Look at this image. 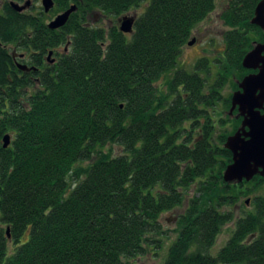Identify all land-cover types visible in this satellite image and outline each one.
I'll return each instance as SVG.
<instances>
[{
    "label": "trees",
    "instance_id": "16d2710c",
    "mask_svg": "<svg viewBox=\"0 0 264 264\" xmlns=\"http://www.w3.org/2000/svg\"><path fill=\"white\" fill-rule=\"evenodd\" d=\"M57 1L59 12L68 7ZM147 1L83 0L57 40L39 37L22 14L0 17V264H129L161 242L149 238L163 235V216L191 190L163 264H264V177L224 182L232 163L224 145L242 119L216 117L219 103L232 106L224 87L237 91L253 73L242 62L264 43L251 24L262 0H230L224 61L210 86L208 59L191 72L178 61L215 0H151L132 34L88 25L95 13L119 17ZM27 28L43 53L69 38V54L40 75L19 71L3 45L24 48ZM247 197L252 209L237 215Z\"/></svg>",
    "mask_w": 264,
    "mask_h": 264
},
{
    "label": "rangeland",
    "instance_id": "374dc122",
    "mask_svg": "<svg viewBox=\"0 0 264 264\" xmlns=\"http://www.w3.org/2000/svg\"><path fill=\"white\" fill-rule=\"evenodd\" d=\"M216 9L215 11L204 21L202 22L194 31L193 36L189 40L188 44L182 49L181 57L178 61V68H181L187 72L194 70V67L198 60L208 59L209 61V73L203 74V77L208 80V85H212L216 82L218 75L220 74V62L224 61L225 54V34L229 30L222 18V11H224L230 2V0H215ZM151 3V0H148L146 3L142 4L140 8L132 10L131 12L115 17L112 15L95 13L91 15L88 20L89 26L94 28H102L109 30L113 27L120 28V21L125 17H140L146 10V7ZM263 31V30H262ZM264 32V31H263ZM194 44L190 45V43ZM259 44V43H256ZM255 44V45H256ZM254 45V47H255ZM168 77V76H167ZM167 77L162 78L157 84L163 88ZM244 79V78H243ZM242 79V80H243ZM241 80V81H242ZM236 78L234 82H236ZM239 81V82H241ZM233 82V83H234ZM239 84V83H238ZM238 91V90H237ZM236 91L233 90L232 83L230 82L222 90V97L224 100L229 99ZM231 109L225 106L224 103H219L217 105V114L216 117H220L228 122L229 117L231 119L239 118L237 111L230 113ZM237 114V115H236ZM225 123L226 128L232 129V123ZM241 127V126H240ZM240 129V128H239ZM238 129V130H239ZM237 130V131H238ZM224 129H217L216 132L224 133ZM120 152V149H116ZM235 184V183H234ZM236 185V184H235ZM238 185V184H237ZM195 197L194 190H191L185 197L184 204L177 208L176 210L167 213L163 216L162 225H163V235L161 236H150V240L155 239L156 241H161L157 243L150 242L146 247V255L140 257L139 259L131 260L129 264H163L168 255V250L172 243L177 239L178 234V222L179 218L184 214L187 209L188 202L190 199ZM251 197L242 198L238 205L235 208L237 215L242 214L241 212L250 211L252 209L251 204L245 205L246 201L251 200ZM243 205L245 207H243ZM234 229V224H229L224 227L222 232L217 236L214 247L211 250L213 256H217L219 251L224 248L231 237L232 230ZM159 246V248H158Z\"/></svg>",
    "mask_w": 264,
    "mask_h": 264
},
{
    "label": "water",
    "instance_id": "95a60500",
    "mask_svg": "<svg viewBox=\"0 0 264 264\" xmlns=\"http://www.w3.org/2000/svg\"><path fill=\"white\" fill-rule=\"evenodd\" d=\"M43 5L47 12L54 6L52 0H44ZM12 7L19 12L24 10L14 3ZM77 11L76 5L70 7L51 23L50 29L63 28ZM135 21L136 18L125 16L120 21V31L132 34ZM251 24L264 31V0L257 5ZM192 44L194 42L190 43ZM242 67L253 73L239 82V90L231 100L230 113L237 111L242 123L240 129L229 136L224 145L232 154V163L223 173V180L227 184H243L251 182L256 176L264 177V43L255 45L245 56ZM21 69L25 71L26 67L21 66ZM10 143L11 137L5 136L4 148H8ZM249 204L250 200L246 201V205ZM7 234L9 235V230Z\"/></svg>",
    "mask_w": 264,
    "mask_h": 264
},
{
    "label": "flooded vegetation",
    "instance_id": "af4514ba",
    "mask_svg": "<svg viewBox=\"0 0 264 264\" xmlns=\"http://www.w3.org/2000/svg\"><path fill=\"white\" fill-rule=\"evenodd\" d=\"M68 3V7L59 12L58 10V1L52 0L54 4L53 8L46 11L44 7V0H0V17H5L7 10L13 11V13L22 14L24 18H31L33 19L37 25H39V30L37 31L38 36L43 38V36L48 37L51 33L52 37H55V40L58 39L60 33H63L64 27L69 23L57 30L50 29L51 23L61 14H64L70 7L76 5L79 8V4L83 0H65ZM12 3L17 4L20 8H24L22 12L15 10L12 7ZM229 7V4H228ZM228 7L226 9H228ZM224 11L221 13L223 14ZM221 18V15L219 16ZM7 18V17H6ZM90 18L87 17V22ZM89 25V22H88ZM34 30L27 28V39L23 40L20 45L24 48H17L16 45H3L4 48L9 50L10 54L13 56V61L15 63L16 68L26 74L37 73L41 74L44 70L56 67L60 61L69 54V41L70 39L67 38L66 43L57 44L54 47L48 48L43 51L32 47L31 41L33 39ZM0 46H2L0 42ZM21 66L26 67V70L23 71ZM32 80L35 84H39L40 78L39 77H32Z\"/></svg>",
    "mask_w": 264,
    "mask_h": 264
}]
</instances>
